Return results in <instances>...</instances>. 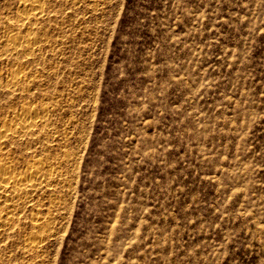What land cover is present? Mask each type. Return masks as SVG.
<instances>
[{
    "label": "rangeland",
    "instance_id": "374dc122",
    "mask_svg": "<svg viewBox=\"0 0 264 264\" xmlns=\"http://www.w3.org/2000/svg\"><path fill=\"white\" fill-rule=\"evenodd\" d=\"M41 1L0 0V173L46 178L0 264H264V0Z\"/></svg>",
    "mask_w": 264,
    "mask_h": 264
},
{
    "label": "bare ground",
    "instance_id": "6f19581e",
    "mask_svg": "<svg viewBox=\"0 0 264 264\" xmlns=\"http://www.w3.org/2000/svg\"><path fill=\"white\" fill-rule=\"evenodd\" d=\"M25 4L26 5L23 8V13L24 18L26 19H30L29 12H34V14H32L35 17L44 13L45 7L44 3L41 0H27V3ZM9 41L10 42L8 46L6 45L7 48H5L6 54L16 52L25 46L27 49H30L36 43L35 38H25L19 36H16L14 37V39L12 38ZM14 79L19 80L20 77L18 75H15ZM33 112V108H30L29 106L22 107L18 114H16L19 118L17 119L16 124H14V129H3L0 131V136L4 138H11L15 136L14 134L31 133V127H33L31 115ZM37 112L43 114L46 112V109L42 108L41 111L37 110ZM9 168L10 166H5V169ZM29 169L30 170H28L25 174L20 176L8 175L6 172L0 173V195L2 196V198L10 201L12 206H17V204L14 202L16 198L19 200L22 198L20 195L21 190H32L46 183V178H43L44 173H42L40 166L33 165ZM18 187H21V189H19ZM13 217L14 214L12 211H9L8 213L5 212V214L0 212V225H3L0 227L9 225L10 222L13 221Z\"/></svg>",
    "mask_w": 264,
    "mask_h": 264
}]
</instances>
